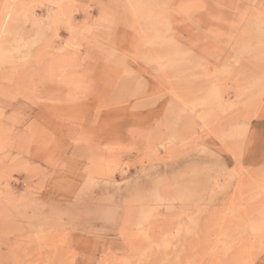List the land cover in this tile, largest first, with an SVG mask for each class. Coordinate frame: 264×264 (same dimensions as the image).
<instances>
[{"label": "rangeland", "instance_id": "obj_1", "mask_svg": "<svg viewBox=\"0 0 264 264\" xmlns=\"http://www.w3.org/2000/svg\"><path fill=\"white\" fill-rule=\"evenodd\" d=\"M0 264H264V0H0Z\"/></svg>", "mask_w": 264, "mask_h": 264}, {"label": "bare ground", "instance_id": "obj_2", "mask_svg": "<svg viewBox=\"0 0 264 264\" xmlns=\"http://www.w3.org/2000/svg\"><path fill=\"white\" fill-rule=\"evenodd\" d=\"M10 7V6H9Z\"/></svg>", "mask_w": 264, "mask_h": 264}]
</instances>
